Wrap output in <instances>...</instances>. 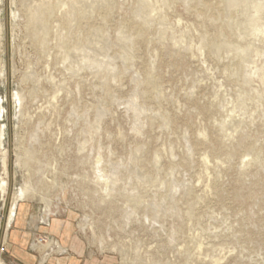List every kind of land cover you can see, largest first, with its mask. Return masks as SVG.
Wrapping results in <instances>:
<instances>
[{"label": "rangeland", "instance_id": "1", "mask_svg": "<svg viewBox=\"0 0 264 264\" xmlns=\"http://www.w3.org/2000/svg\"><path fill=\"white\" fill-rule=\"evenodd\" d=\"M20 1L0 0V263L40 264L41 236L66 248L42 264H264V0H168L170 9L150 0L152 14L138 10L147 0H81L82 20L65 29L54 18L69 19L79 0H47L54 17L43 46L26 31ZM62 33L69 48L79 43L75 56L64 59ZM19 87L33 90L22 117ZM98 155L102 170L117 166L106 192L91 175ZM25 181L37 196L8 223ZM44 213L49 226L39 224Z\"/></svg>", "mask_w": 264, "mask_h": 264}, {"label": "bare ground", "instance_id": "2", "mask_svg": "<svg viewBox=\"0 0 264 264\" xmlns=\"http://www.w3.org/2000/svg\"><path fill=\"white\" fill-rule=\"evenodd\" d=\"M27 1H28V3H27ZM50 1V0H49ZM54 1V0H53ZM52 1V2H53ZM70 1V0H69ZM77 1V0H76ZM75 1V2H76ZM81 0H79V1H77L76 2V4H74V7H76V10H75V12L72 14V16H70L69 17V19H67V18H65V19H63V18H61V16L60 17H56V18H54L55 20H54V22H56L57 23V25H56V28H66L67 26H68V24L70 23V22H72V21H77L80 17L82 18V16H81V13H83L82 11H81V9H80V2ZM83 1V0H82ZM88 1V0H87ZM92 1V0H91ZM173 1V0H172ZM209 1H211V0H209ZM221 1V0H220ZM230 1V0H229ZM243 1V0H242ZM12 2H15V4L17 3V0H12ZM21 2V6L23 7V6H25L24 7V9H22L23 11H22V13L20 14V16H22V18H24V20H25V25H24V27H25V29H26V31L27 32H29L30 34H32L33 36L32 37H34L33 39H36V41L38 42V43H42L43 42V44L45 43L44 41L45 40H47L46 39V36H47V34H48V32H49V30H50V28H51V25H50V22H49V19H50V17H52L53 16V10H54V5L50 2H48L47 0H40L39 2H35V0H21L20 1ZM59 2V1H58ZM64 2V1H63ZM72 2H74V1H72ZM72 2L70 1V3L69 4H72ZM100 2H102V1H100ZM164 2L167 4L166 6H167V8H169L168 7V0H164ZM218 2V1H217ZM216 2V4H219V3H217ZM230 2H232V3H234V0H232V1H230ZM247 2V1H246ZM65 3H67L66 1L64 2V4ZM87 3V2H86ZM163 3V2H162ZM207 3V2H206ZM212 3V2H211ZM223 3V2H222ZM221 3V4H222ZM240 3V2H239ZM60 4V3H59ZM62 5V6H64V7H66L65 8V10H67L68 8H67V6H69V4L68 5ZM98 4V3H97ZM100 4V3H99ZM170 4H174V3H170ZM169 4V5H170ZM55 5H57V4H55ZM89 5H91L90 3H89ZM210 5V4H209ZM213 5V4H212ZM227 5H230V3L229 4H227ZM262 5V4H261ZM264 5V4H263ZM70 6H73V4L72 5H70ZM83 6V5H82ZM81 6V7H82ZM105 6V5H104ZM161 6H163V5H161ZM234 6V5H233ZM232 6V7H233ZM74 7H71L72 9H74ZM100 7V6H99ZM206 7H207V5H206ZM210 7V6H209ZM215 7H217V9H218V6L216 5ZM226 7V6H225ZM262 7H264V6H262ZM103 8V7H102ZM238 8V7H237ZM245 8V7H244ZM261 8V7H260ZM69 9H70V7H69ZM84 9V8H83ZM105 9H108V8H105ZM156 9V7H155V4L152 2V1H150V0H147L146 2L144 1L143 3H141L140 5H139V11L140 10H149V12L150 11H154ZM165 9V8H164ZM170 9V8H169ZM208 9V8H207ZM213 9V8H212ZM216 9V10H217ZM220 9H221V7H220ZM224 9V8H223ZM222 9V10H223ZM134 10V9H133ZM132 10V11H133ZM137 10V11H138ZM229 10V9H228ZM261 10V9H260ZM73 11V10H72ZM136 11V10H135ZM147 11H144L145 12V14H146V12ZM218 11H220V10H218ZM226 11H227V8H226ZM244 11V10H243ZM18 12H20V11H14L13 12V17H18L19 16V13ZM94 12V11H93ZM155 12V11H154ZM224 12H225V10H224ZM223 12V13H224ZM72 13V12H71ZM141 13V12H140ZM63 14V13H62ZM67 14V13H66ZM143 14L144 13H142V17H143ZM149 14H152L151 12L149 13ZM148 14V15H149ZM160 14V13H159ZM137 15V14H136ZM139 15V14H138ZM137 15V16H138ZM56 16V15H55ZM84 16V15H83ZM152 16V15H151ZM255 16H256V14H255ZM54 17V16H53ZM254 17V16H253ZM257 17V16H256ZM80 18V20H82ZM134 19H135V17H133ZM138 18L139 19H141V17H139L138 16ZM137 18V19H138ZM146 18V17H145ZM160 18V17H159ZM153 19H155V18H153ZM139 21V20H138ZM131 22V21H130ZM149 22V21H148ZM141 23L144 25V26H147V25H149L148 23H146V22H144L143 20L141 21ZM141 23H140V25H141ZM150 23H151V21H150ZM226 23V22H225ZM152 24V23H151ZM221 24V23H220ZM223 24V23H222ZM222 24H221V26H222ZM53 25V24H52ZM127 25V24H126ZM139 25V27H140V29L137 31V35H141V33L143 32V28H141V26ZM224 25V24H223ZM225 25H227V23L225 24ZM53 27V26H52ZM138 27V28H139ZM149 27V26H148ZM123 28H124V26H123ZM2 29L3 28H1V26H0V33L2 32ZM137 29V28H136ZM170 29V28H169ZM225 29V28H224ZM226 29H227V27H226ZM63 30V29H62ZM150 30V29H149ZM164 30V29H163ZM53 31V30H52ZM55 31V30H54ZM65 31V30H64ZM136 32V31H135ZM135 32H134V34H135ZM146 32V31H145ZM172 32V31H171ZM140 33V34H139ZM174 33V32H173ZM172 33V34H173ZM2 34H3V32H2ZM62 34H64V33H62ZM62 34H60L61 35V37H60V39H59V41H58V44H57V46L58 47H60L61 49H63L64 50V59L65 58H68V57H70L72 54H74V56H75V54H77V53H79V50L81 49H79V43H76L77 45H75V46H73L74 48L72 49V48H69L67 45H66V41H65V36H66V34H64V35H62ZM99 34V33H98ZM133 34V35H134ZM161 34V33H160ZM4 35V34H3ZM175 35V34H174ZM222 35V34H221ZM69 36V35H68ZM143 36V35H142ZM131 37H132V34L130 35H127L126 37H125V42L126 41H130L131 40ZM138 37V36H137ZM136 37V38H137ZM225 37H227V36H225ZM3 38V37H2ZM141 38V37H140ZM149 38V37H148ZM224 38V37H223ZM222 38V39H223ZM68 39V38H67ZM168 39V38H167ZM175 39V38H174ZM226 38H224V40H225ZM148 40V39H147ZM203 42L201 43V48H204V47H206L207 46V40L203 37L202 39H201ZM227 40V39H226ZM138 41H140V39L138 40ZM145 41V40H144ZM150 41V40H149ZM209 41V40H208ZM222 41V43H224L223 42V40H221ZM107 42V41H106ZM219 42H220V40H219ZM226 42H227V47H228V45L230 44H228V41H225V44H226ZM0 43H1V41H0ZM46 43H47V41H46ZM45 43V44H46ZM68 43V42H67ZM148 43V42H147ZM211 44H212V42H211ZM220 44V43H219ZM218 44V46H219V48H222V46H223V44H221V45H219ZM38 45V44H37ZM42 45V44H41ZM165 45V44H164ZM214 45V44H213ZM217 44L215 43V46H216ZM40 46V45H39ZM43 46V45H42ZM81 46H83V45H81ZM85 46V45H84ZM100 46H102V45H100ZM106 46H108V43H104V45L102 46V47H106ZM132 46V45H131ZM131 46H129V48L131 47ZM214 46V47H215ZM225 47H226V45H224ZM223 46V47H224ZM230 46H231V44H230ZM229 46V47H230ZM128 48V49H129ZM218 48V49H219ZM233 48V47H232ZM40 49H41V46H40ZM214 49V48H213ZM62 50V51H63ZM103 50V49H102ZM129 50H131V49H129ZM133 50V49H132ZM131 50V51H132ZM257 51V50H256ZM212 52H215V49H214V51L212 50ZM216 52H217V50H216ZM218 52H219V50H218ZM258 52H260V51H258ZM98 54V53H97ZM218 55V54H217ZM256 55V54H255ZM258 55V56H257ZM256 56L257 57H260L259 56V54H257ZM78 56H79V54H78ZM78 56H77V58H78ZM131 56H134L133 54L131 55ZM71 57H73V55L71 56ZM216 57V56H215ZM129 58H132V57H129ZM71 59V58H70ZM75 59H76V57H75ZM84 61V60H83ZM89 61V60H88ZM93 61V60H92ZM82 62V61H81ZM95 62V61H94ZM48 63V62H47ZM46 65V64H45ZM15 66V65H14ZM13 66V67H14ZM49 66V65H48ZM262 69H263V66H261V67H255V75H257V76H259V75H261V73H262ZM32 70V69H31ZM149 71H151V70H149ZM15 72V71H14ZM25 74V73H24ZM0 77L1 78H3L4 79V77H5V63L2 61V60H0ZM21 77H22V75H21ZM24 77V76H23ZM49 77V76H48ZM25 78H27V76H25ZM24 78V79H25ZM22 79V78H21ZM151 74H149L148 75V78H147V81H145V82H151ZM33 80V79H32ZM52 80V79H51ZM54 80V79H53ZM26 81H28V80H26ZM140 81V80H139ZM138 81V82H139ZM154 81V80H153ZM24 82V81H23ZM144 82V83H145ZM52 83H53V81H52ZM33 85H35V84H33ZM32 85V86H33ZM154 85V84H153ZM56 86V85H55ZM34 87V86H33ZM36 87V86H35ZM58 88H59V85H58ZM152 88V87H151ZM25 88L23 87V89L21 88L20 89V87H19V89L14 93V99L18 102L17 104H18V107H19V114L21 115V117H22V115H25L26 114V100H27V98H29V97H31L32 96V94H33V90L31 89V90H29V91H27V93H26V91L24 90ZM35 89V88H34ZM58 90V89H57ZM52 96V95H51ZM49 98V97H48ZM53 98V97H52ZM51 98V99H52ZM57 99V98H56ZM30 100V99H29ZM52 100H55V99H52ZM132 101L134 102L135 101V99H132ZM132 101H131V103H132ZM50 103V102H49ZM130 103V102H129ZM28 106V105H27ZM50 106V105H49ZM51 107V106H50ZM52 108V107H51ZM60 110V109H59ZM3 111H4V106H3V99L2 98H0V115L1 116H3ZM30 115V114H29ZM0 116V118H2ZM30 117V116H29ZM52 117V116H51ZM31 119V118H30ZM167 119V118H166ZM165 120V119H164ZM165 123H166V121H165ZM221 123V122H220ZM166 124H168V122L166 123ZM232 126V125H231ZM205 129V128H204ZM187 133V132H186ZM206 133H207V130H206V132L204 131V130H201V132H200V134L199 135H201V136H203V138L206 136ZM5 133H4V130L2 129V127L0 128V154H1V166H2V170H3V174L4 175H7V173H8V171H7V163H6V160H7V151L3 148V146H2V139H3V137L5 136L4 135ZM198 134V133H197ZM37 135V134H36ZM235 136V135H234ZM240 136V135H239ZM232 137V136H231ZM196 138H200V136L199 137H196ZM235 138V137H234ZM206 139V138H205ZM198 140V139H197ZM204 140V139H203ZM203 142V141H202ZM201 144H203V143H201ZM226 145V144H225ZM192 146V145H191ZM212 148H213V146L212 145H210ZM2 147V148H1ZM225 147V146H224ZM222 148V147H221ZM227 148V147H226ZM210 152H213V150L212 151H210ZM204 155H203V160H206L207 161V163H208V160H209V157H210V155H211V153H210V155H208V153H203ZM21 155H22V153H21ZM255 155V154H254ZM36 156V155H35ZM135 156H137V155H135ZM229 156V155H228ZM258 156V155H257ZM230 157V156H229ZM132 158H133V156H132ZM159 158V157H158ZM231 158V157H230ZM253 158H255V160L257 159L256 158V156H254ZM259 158V157H258ZM32 159H34V154H33V152L32 151H30L29 149H27V150H25V153H24V156H23V158H22V164L24 165V166H28L29 165V162L32 160ZM135 159V158H134ZM34 161V160H33ZM36 161V160H35ZM34 161V162H35ZM100 161H101V156L100 155H98V160L96 161V167H95V172H93V173H91V175H93L92 176V178L94 179V184L96 185V186H100V188L101 189H104V191L105 190H107V191H109V188H111L110 187V185L111 184H114L115 182H117V180H118V171L116 170V168H117V166H116V168H115V170L113 169L112 171H110V172H107L106 170L104 171V170H102L103 169V166H100L99 165V163H100ZM261 161V160H260ZM33 162V163H34ZM204 162V161H203ZM262 162V161H261ZM31 165V164H30ZM29 165V166H30ZM33 165V164H32ZM206 165V164H205ZM246 165V164H245ZM259 166H261V165H259ZM93 167V168H94ZM113 167V166H112ZM261 167H263V166H261ZM206 168H207V166H206ZM111 170V169H110ZM84 173V172H83ZM205 174H206V172H204ZM207 173L209 174V172H208V170H207ZM85 175V174H84ZM143 175V174H142ZM202 175V174H201ZM86 176H87V173H86ZM208 176V175H207ZM143 177V176H142ZM86 178V177H85ZM201 179H202V177H201ZM200 180V179H199ZM119 181V180H118ZM91 182H92V180H91ZM206 182V181H205ZM93 184V183H92ZM34 186H36V185H32L31 183H27L26 181L24 182V184L23 185H21L20 186V188L18 189V190H16L15 192H13V194H12V198H11V204H10V210H9V215H8V219H7V221H8V223H10L14 218H15V215H16V209H17V206H18V203L19 202H21V201H23V200H25V199H31V198H35L36 196H37V191H36V189H37V187H36V189L34 188ZM115 186V185H114ZM82 188V187H81ZM115 188V187H114ZM101 189H100V193H101ZM83 190V189H82ZM111 190V189H110ZM0 191H1V193H2V197H3V199H4V194H5V192L7 191V182H6V180H5V178L3 177V178H1V183H0ZM106 192V191H105ZM110 192H112V191H110ZM94 193H95V191H94ZM97 193V192H96ZM108 194H109V192H108ZM107 194V195H108ZM96 195V194H95ZM103 195V194H102ZM105 196L106 198L108 197V196ZM111 195H112V193H111ZM117 196H118V194H117ZM103 197V196H102ZM104 197V198H105ZM47 198V197H46ZM100 199H101V196L99 197ZM119 198V197H118ZM42 199H43V196H42ZM49 199V198H48ZM48 199H47V201H45V208H44V212L46 213L47 212V214H49L48 212L51 210V208H50V202H48ZM94 199H95V197H94ZM97 199V198H96ZM109 199V198H108ZM107 199V200H108ZM98 200V199H97ZM102 200V199H101ZM100 200V201H101ZM105 200V199H104ZM50 201V200H49ZM52 201V200H51ZM103 202V201H102ZM100 203V202H99ZM52 205V204H51ZM52 207V206H51ZM43 214V216H41V220L42 221H46V220H48L49 221V217L46 215V214ZM127 213V212H126ZM191 214V213H190ZM129 216V215H128ZM188 217H189V215H187ZM192 216V215H191ZM127 221V220H126ZM144 222V221H143ZM85 224H87L89 227H91L92 226V221L89 223V220H87V216H85V223H83V227H84V229H85ZM144 226V225H143ZM97 245H99V248H100V250L101 251H103L104 249H105V241L103 240V238H100L99 240H98V244ZM33 246L34 247H36V248H39V249H41L42 250V253H41V259H40V264H42V263H44V262H46V260L49 258V256L51 255V252H53L54 251V249H55V251L56 252H58V253H54V254H62V253H64L65 251H66V248L65 247H63V246H60V244H58V241L57 240H54V239H51V238H48V239H46V242L45 243H40L39 242V240L38 239H36V240H34V242H33ZM107 246V245H106ZM116 246V245H115ZM115 246H111L112 248H114L115 249ZM110 247V246H109ZM108 249H110V248H108ZM113 249V250H114ZM106 250V249H105ZM40 251V250H39ZM197 253V252H196ZM54 254H52V255H54ZM222 259V258H221ZM214 264H218V262H219V258L217 257L214 261ZM0 264H3L2 262L0 263Z\"/></svg>", "mask_w": 264, "mask_h": 264}, {"label": "built area", "instance_id": "3", "mask_svg": "<svg viewBox=\"0 0 264 264\" xmlns=\"http://www.w3.org/2000/svg\"><path fill=\"white\" fill-rule=\"evenodd\" d=\"M39 224L41 226H49V221L48 220L42 221L41 219H39ZM46 238L47 237H41V236H39L37 239L39 240L40 243H43V242H46Z\"/></svg>", "mask_w": 264, "mask_h": 264}, {"label": "crops", "instance_id": "4", "mask_svg": "<svg viewBox=\"0 0 264 264\" xmlns=\"http://www.w3.org/2000/svg\"><path fill=\"white\" fill-rule=\"evenodd\" d=\"M25 215H21L20 221L24 219ZM18 221V220H17Z\"/></svg>", "mask_w": 264, "mask_h": 264}]
</instances>
